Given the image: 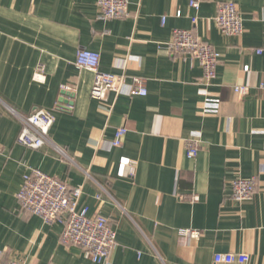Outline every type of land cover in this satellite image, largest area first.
Here are the masks:
<instances>
[{
	"label": "crops",
	"instance_id": "1",
	"mask_svg": "<svg viewBox=\"0 0 264 264\" xmlns=\"http://www.w3.org/2000/svg\"><path fill=\"white\" fill-rule=\"evenodd\" d=\"M97 1L0 0L4 258L101 264L62 243L63 223L21 210L24 175L39 168L83 186L79 206L109 219L117 231L114 264H227L215 262V254L226 252L264 264V0H231L243 17L240 36L216 23L218 4L228 0L205 1L199 10L190 0H129V16L109 20L99 18ZM177 28L192 30L221 54L211 84L199 60L169 51ZM82 48L100 54L101 72L126 75L119 92L91 96L95 72L76 64ZM138 82L146 95L134 93ZM239 85L245 94L235 91ZM35 108L55 113L51 142L72 160L52 143L37 150L18 143L21 122L13 110ZM122 126L128 132L114 146ZM189 140L199 145L194 158L187 156ZM236 177L257 180L253 198H232ZM186 229L201 235L183 236Z\"/></svg>",
	"mask_w": 264,
	"mask_h": 264
},
{
	"label": "built area",
	"instance_id": "2",
	"mask_svg": "<svg viewBox=\"0 0 264 264\" xmlns=\"http://www.w3.org/2000/svg\"><path fill=\"white\" fill-rule=\"evenodd\" d=\"M210 0H190V6L200 9L203 2ZM99 18L104 20L123 18L129 16V0H98ZM177 16H181L178 11ZM197 16L193 17L196 22ZM163 16L162 22L165 23ZM219 28L227 35L240 36L244 32L242 13L235 1H222L218 4V12L215 17ZM168 49L175 55H191L199 60L204 71V82L211 84L217 75V67L221 62V54L214 46L195 34L192 30L177 28L172 40L168 43ZM261 52V50H259ZM76 64L81 68L95 72V80L91 90V96L98 100H104L111 91L119 92L126 79L125 74L101 72L100 54L88 49H80L77 52ZM245 71L249 66H245ZM43 71V68H40ZM41 72H39L41 74ZM37 74V75H40ZM235 91L241 95L247 92L245 86H236ZM135 94L146 95L147 89L138 82ZM21 122V132L18 143L31 149H41L51 142V129L56 116L52 110L35 108L28 114H20L13 110ZM128 129L124 126L117 128L113 139L114 146H121ZM57 152L68 159L72 158L68 152L52 143ZM186 152L189 158H194L199 152L196 140H189L186 144ZM87 176H90L86 171ZM232 198L236 201H245L253 198L257 190L255 178L236 177L231 183ZM83 194V186L71 187L68 183L56 176H52L39 168H30L25 173L23 185L17 194L21 210L41 217L46 223L61 222L64 225L61 240L66 246L79 247L94 262L101 264H114L112 254L117 247V231L111 225L109 219L103 215L91 216L89 207L79 206V200ZM193 200H198L194 196ZM181 234L187 237H199V230L186 229ZM250 256L247 253H217L216 263L248 264ZM0 264H25L20 259H5L0 251Z\"/></svg>",
	"mask_w": 264,
	"mask_h": 264
},
{
	"label": "water",
	"instance_id": "3",
	"mask_svg": "<svg viewBox=\"0 0 264 264\" xmlns=\"http://www.w3.org/2000/svg\"><path fill=\"white\" fill-rule=\"evenodd\" d=\"M64 94H67V95H70V94H68V93H66V92H63ZM64 101V100H63ZM65 103H67L69 106H71L72 104H73V102H70V101H64Z\"/></svg>",
	"mask_w": 264,
	"mask_h": 264
}]
</instances>
